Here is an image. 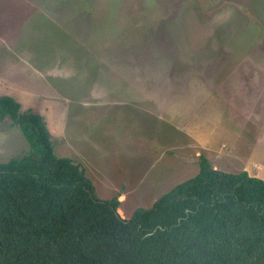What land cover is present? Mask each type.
Instances as JSON below:
<instances>
[{
  "label": "rangeland",
  "instance_id": "rangeland-1",
  "mask_svg": "<svg viewBox=\"0 0 264 264\" xmlns=\"http://www.w3.org/2000/svg\"><path fill=\"white\" fill-rule=\"evenodd\" d=\"M3 95L126 219L201 155L264 180V0H0ZM28 151L0 119V163Z\"/></svg>",
  "mask_w": 264,
  "mask_h": 264
},
{
  "label": "trees",
  "instance_id": "trees-1",
  "mask_svg": "<svg viewBox=\"0 0 264 264\" xmlns=\"http://www.w3.org/2000/svg\"><path fill=\"white\" fill-rule=\"evenodd\" d=\"M5 118L29 151L0 163V264H264V180L201 155L195 177L126 219L56 155L43 116L3 95Z\"/></svg>",
  "mask_w": 264,
  "mask_h": 264
},
{
  "label": "crops",
  "instance_id": "crops-1",
  "mask_svg": "<svg viewBox=\"0 0 264 264\" xmlns=\"http://www.w3.org/2000/svg\"><path fill=\"white\" fill-rule=\"evenodd\" d=\"M249 174H250V173H249ZM251 174H252V173H251ZM252 176H253V175H252ZM256 176H258V175L255 174V177H256Z\"/></svg>",
  "mask_w": 264,
  "mask_h": 264
}]
</instances>
